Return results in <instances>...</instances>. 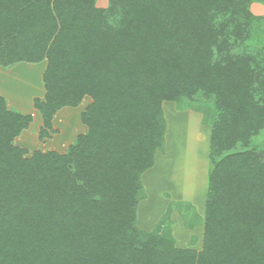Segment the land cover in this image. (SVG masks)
I'll use <instances>...</instances> for the list:
<instances>
[{"label": "trees", "instance_id": "16d2710c", "mask_svg": "<svg viewBox=\"0 0 264 264\" xmlns=\"http://www.w3.org/2000/svg\"><path fill=\"white\" fill-rule=\"evenodd\" d=\"M250 3L0 0V65L48 61L40 138L92 98L87 133L28 157L14 139L32 117L0 95V264H264V44H249L264 16ZM200 94L214 104L182 103ZM165 101L212 126L199 251L176 246L167 212L151 231L137 223Z\"/></svg>", "mask_w": 264, "mask_h": 264}, {"label": "rangeland", "instance_id": "374dc122", "mask_svg": "<svg viewBox=\"0 0 264 264\" xmlns=\"http://www.w3.org/2000/svg\"><path fill=\"white\" fill-rule=\"evenodd\" d=\"M108 4L109 0H97V5L100 7H107ZM250 9L254 14L264 16V0H251ZM250 43L259 47L264 44V37L252 33ZM47 65V59L38 62L23 60L9 65H0V95L5 98L9 109L32 117L28 128L23 129L14 139L15 145L28 151V157L36 150L64 153L78 136L88 131L81 120V113L91 104L90 96L84 97L76 107L61 108L52 121L54 130L49 132L48 137L40 138L43 119L35 107V99H45L43 76ZM182 103L213 105L214 101L200 94L194 102L184 99ZM163 106L168 123L167 131L169 128L170 134L168 140L166 138L165 150L159 151L158 169L155 172L157 180L160 181V189L163 191L154 193L151 189L149 192L146 190L147 200L141 202L137 223L142 230L151 231L149 226L153 223L157 225L167 212V216L163 218L166 220V232H172L176 246L199 251L203 246L204 225L201 220L205 215V208L198 212L189 202L176 201L169 208L162 209L164 214L158 219L156 216L168 198L178 200L174 199L175 195L197 206L202 202L203 197L205 198L208 189L209 140L212 126L203 122V114L191 109L178 110L176 102L165 101ZM261 134L257 138L258 142L264 140V129ZM173 210L176 211L172 216ZM148 215L155 221H144L140 217L144 216L143 218L147 220ZM147 223L150 225L148 226ZM186 223L198 224H195L193 229H188Z\"/></svg>", "mask_w": 264, "mask_h": 264}, {"label": "crops", "instance_id": "0c3cea01", "mask_svg": "<svg viewBox=\"0 0 264 264\" xmlns=\"http://www.w3.org/2000/svg\"><path fill=\"white\" fill-rule=\"evenodd\" d=\"M185 111H188V110H185ZM192 111V110H191ZM191 111H189V112H191ZM167 136H166V138H167V140H168V137H169V128H168V131H167ZM210 141V140H209ZM159 157H160V154H159V152L156 154V159H155V165L152 167V168H150V169H148L143 175H142V181H143V184L145 183V185H144V187H145V191L147 190V192H149V189H151V190H153L154 191V193L155 192H159V193H161L163 190L162 189H160V186H159V184H160V181H158L157 180V173H155V172H157V169H158V161H159ZM156 166V167H155ZM155 168V169H154ZM153 170V171H152ZM156 186V187H155ZM208 190V189H207ZM206 194H207V192H206ZM184 198V197H183ZM174 199H178V200H172V198H168V201L166 200V203H164V205L162 206V207H160V211H158V214H157V216H156V219H158V217L159 216H162V214H164L163 212H162V209H166V208H169L170 207V205L173 203V202H176V201H182V202H189L190 204H192V206L194 207V208H196L197 210H198V212H201V210L203 209V208H205V203L203 204V201L205 202L206 201V196H205V198L203 197V199H202V202H200L199 203V205L197 206L195 203H192V202H190V201H185V200H181L182 198H181V196H177V195H175L174 196ZM145 200H147V193H146V198L145 199H143L142 201H145ZM141 201V202H142ZM197 201H199V200H197ZM141 202H140V204H139V207H138V220H139V210H140V205H141ZM144 203V202H143ZM151 203V202H150ZM151 205V204H150ZM176 210H173L172 211V216H173V212H175ZM165 212V211H164ZM141 217V219H144V221H155V220H152V218L153 217H150L149 215H148V218H146L147 220H145V218H143L142 216H140ZM141 221V220H140ZM156 223H153V225L152 226H149L150 224H148L147 223V225L150 227V229L149 230H152L153 228H154V225H155Z\"/></svg>", "mask_w": 264, "mask_h": 264}]
</instances>
